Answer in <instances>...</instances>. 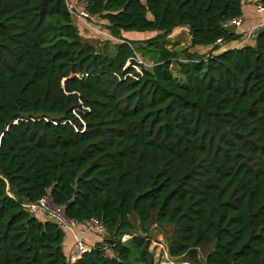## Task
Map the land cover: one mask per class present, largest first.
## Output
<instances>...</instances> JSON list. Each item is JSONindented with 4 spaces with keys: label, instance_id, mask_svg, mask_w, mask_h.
<instances>
[{
    "label": "trees",
    "instance_id": "trees-1",
    "mask_svg": "<svg viewBox=\"0 0 264 264\" xmlns=\"http://www.w3.org/2000/svg\"><path fill=\"white\" fill-rule=\"evenodd\" d=\"M87 3L123 41L97 48L70 0H0V264H155L150 223L171 257L264 264V26H223L243 0ZM184 27L194 51L168 47ZM45 197L103 226L89 252L25 206Z\"/></svg>",
    "mask_w": 264,
    "mask_h": 264
},
{
    "label": "built area",
    "instance_id": "built-area-1",
    "mask_svg": "<svg viewBox=\"0 0 264 264\" xmlns=\"http://www.w3.org/2000/svg\"><path fill=\"white\" fill-rule=\"evenodd\" d=\"M257 10L259 12H263L264 6L258 4ZM73 13L75 15L76 20L86 23L87 27H90V29L95 30L98 33H101L109 38H113L114 41L116 40L123 41L121 39L114 37L106 29H101L95 24V18L89 13L87 0H79L76 9L75 10L73 9ZM243 24H244V18L243 16H239L227 20L226 22H224L223 26L228 29H240L243 26ZM261 26H264V22L258 25H253L252 27L248 28L243 33L244 39L241 41V43L248 41L254 35L256 29H258ZM219 43H222V41L219 40ZM136 60L139 63V65L145 64V62L138 56H136ZM134 67L138 69L137 65H135ZM37 203H40V205H38ZM37 203H31V204L26 203L25 206L33 212L40 209L46 215V217H48V219L55 221L60 227H62L63 229H67L68 231L73 233L75 237V245L72 253V260L81 257L84 253L89 252L91 250V246H88L85 243L83 236L84 232L86 231L89 232L91 230L103 232V226L100 223H98L97 220H93L90 223H79L76 220L68 218L65 215L64 208L62 206L56 205L51 197L42 198ZM130 237H131L130 235L125 234L122 237V241H126ZM105 256L110 258L114 256L113 251L109 247L105 248Z\"/></svg>",
    "mask_w": 264,
    "mask_h": 264
},
{
    "label": "rangeland",
    "instance_id": "rangeland-1",
    "mask_svg": "<svg viewBox=\"0 0 264 264\" xmlns=\"http://www.w3.org/2000/svg\"><path fill=\"white\" fill-rule=\"evenodd\" d=\"M76 22L78 21L76 20ZM80 23H81L82 29H84V32H83L84 35H86L87 37H90V38H87L89 41H91L94 45H96L97 48H101L102 46L106 47L107 41H105V37L107 36L101 33H98L95 30L90 29V27L87 28V24L84 22H80ZM97 26L101 29H106L105 25L102 22L98 21ZM152 36H155V33L149 37H152ZM190 37H191V34L187 27L175 29L168 38V47H170L171 49H176L177 51H182L183 49L194 51V48L191 46ZM110 39H113V38H110ZM114 42L110 41L108 43L107 51L111 53L114 52L115 46H116ZM116 42L118 41L116 40ZM141 44H142L141 42H138L134 46L137 49L136 56L140 57L145 62V64H142V65H144L147 68H152L154 66L153 61L149 60V58H143L141 56L140 50L138 49L139 45ZM180 57L181 59H184L183 54H181ZM135 69L139 72L142 71V68L140 66H138V69L137 68ZM173 71L176 72V69L173 68ZM131 220L135 227L134 232L141 233L142 229H141L140 221L138 220V218L135 215H132ZM148 229H149L148 234L152 239L151 250L155 256V264H205L206 256L212 249V247L200 249L196 258H191L188 256L171 257L169 253V249H168V236L170 235L173 229L172 226L162 225L161 227H157L154 223H150ZM64 231L66 232V235H68L67 238L70 237L69 236L70 234L73 235V233L68 231L67 229H64ZM86 232L88 233V231Z\"/></svg>",
    "mask_w": 264,
    "mask_h": 264
},
{
    "label": "crops",
    "instance_id": "crops-1",
    "mask_svg": "<svg viewBox=\"0 0 264 264\" xmlns=\"http://www.w3.org/2000/svg\"><path fill=\"white\" fill-rule=\"evenodd\" d=\"M257 1L258 0H243V18H244V24H243V27H242L241 31H243V30L246 31L248 28L252 27L253 25H258V24L264 22V11L263 12H259L257 10ZM70 3H71V6H74V5L77 4V0H70ZM77 21L80 22L79 20H77ZM103 24H105V23L103 22ZM133 37L134 38L141 39V38L144 37V35L141 34V33H139V34L136 33ZM190 38L192 39V37H190ZM117 41H119V40H117ZM89 234H90L89 232L88 233L87 232H84L83 233L84 238H87V236ZM92 237L90 236L88 238L91 239ZM67 240L68 239H66V241ZM93 241H95V240H93ZM71 244L72 243L70 242L67 245L68 246V249L71 247Z\"/></svg>",
    "mask_w": 264,
    "mask_h": 264
},
{
    "label": "water",
    "instance_id": "water-1",
    "mask_svg": "<svg viewBox=\"0 0 264 264\" xmlns=\"http://www.w3.org/2000/svg\"><path fill=\"white\" fill-rule=\"evenodd\" d=\"M38 205H40V203H37Z\"/></svg>",
    "mask_w": 264,
    "mask_h": 264
}]
</instances>
